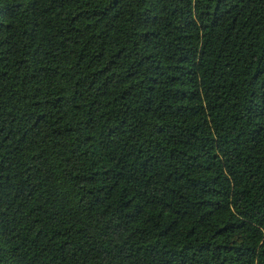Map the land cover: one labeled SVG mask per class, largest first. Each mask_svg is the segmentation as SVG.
Masks as SVG:
<instances>
[{
	"label": "trees",
	"instance_id": "trees-1",
	"mask_svg": "<svg viewBox=\"0 0 264 264\" xmlns=\"http://www.w3.org/2000/svg\"><path fill=\"white\" fill-rule=\"evenodd\" d=\"M0 264H264V0H0Z\"/></svg>",
	"mask_w": 264,
	"mask_h": 264
}]
</instances>
